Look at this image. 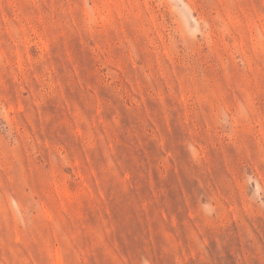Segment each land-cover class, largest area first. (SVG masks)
Returning a JSON list of instances; mask_svg holds the SVG:
<instances>
[{
  "label": "rangeland",
  "instance_id": "374dc122",
  "mask_svg": "<svg viewBox=\"0 0 264 264\" xmlns=\"http://www.w3.org/2000/svg\"><path fill=\"white\" fill-rule=\"evenodd\" d=\"M0 264H264V0H0Z\"/></svg>",
  "mask_w": 264,
  "mask_h": 264
}]
</instances>
